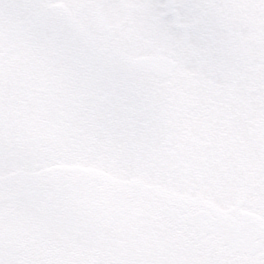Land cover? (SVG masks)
Returning a JSON list of instances; mask_svg holds the SVG:
<instances>
[{
	"label": "snow or ice",
	"instance_id": "1",
	"mask_svg": "<svg viewBox=\"0 0 264 264\" xmlns=\"http://www.w3.org/2000/svg\"><path fill=\"white\" fill-rule=\"evenodd\" d=\"M0 264H264V0H0Z\"/></svg>",
	"mask_w": 264,
	"mask_h": 264
}]
</instances>
